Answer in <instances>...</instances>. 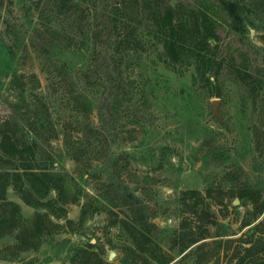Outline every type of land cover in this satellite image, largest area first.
<instances>
[{
  "label": "trees",
  "instance_id": "16d2710c",
  "mask_svg": "<svg viewBox=\"0 0 264 264\" xmlns=\"http://www.w3.org/2000/svg\"><path fill=\"white\" fill-rule=\"evenodd\" d=\"M49 1L56 16L68 21L80 33V42L87 52L82 80L86 87L97 89L95 104L88 96L89 91L82 95L70 93L85 116L96 108L98 125L85 123L81 131L90 132L88 136L101 145L105 142L108 151L100 168V177L102 174L105 177L101 178L95 194L89 196L66 171L56 169L41 142L49 141L41 136L52 130L46 103L39 98L25 102L24 75L13 69L9 83L16 87L19 96L10 103L8 114L4 118L0 115V242L4 238L12 240L0 245V264H45L52 260H59V264H115L105 259L103 247L97 243L74 244L67 237H56L73 230L67 207L78 204L81 198L84 201L80 206V221L106 208L104 202L110 207L124 208L126 215L118 219L115 213L109 222V225L121 226L129 239L120 258L122 264H152V260L168 264L172 259L154 241L156 223L148 221L152 213L121 177L118 155L110 150L116 128L128 112L142 115L138 109H130L133 94L124 83L123 71L131 56L146 50L149 41L160 47L157 56L166 67L192 66L193 87L207 98L220 97L226 81L235 83L239 98L249 105L254 148L264 153V0ZM5 2L0 0V7ZM249 28L261 32L262 45L250 40ZM55 33L53 27L44 24L30 36L29 44L44 60L55 62L65 49H81L82 46H63V38ZM17 40L14 36L10 44L4 43L5 53L11 59L15 57ZM60 68L66 72L68 63L61 60ZM28 129L38 135L29 137ZM63 145L72 159L80 160L82 150L78 141L65 136ZM9 187L25 205L35 209L31 216H25L20 204L6 196ZM182 193L191 197L189 208L204 222L208 212L199 205L198 192ZM237 193L250 204L240 227L254 223L252 229L258 235L252 238L243 232L238 238L241 245L233 248L229 262L264 264L259 256L264 255V194L254 183ZM261 215L260 221L255 222ZM184 226L181 221L180 227ZM205 232V229L197 233L175 232L172 240L181 253L205 238ZM223 235L227 234L217 233V236ZM195 251L196 262L207 264L209 256L204 247L198 246Z\"/></svg>",
  "mask_w": 264,
  "mask_h": 264
},
{
  "label": "rangeland",
  "instance_id": "374dc122",
  "mask_svg": "<svg viewBox=\"0 0 264 264\" xmlns=\"http://www.w3.org/2000/svg\"><path fill=\"white\" fill-rule=\"evenodd\" d=\"M44 24L53 27L55 34L63 38V46L83 48L65 49L58 62L44 60L29 44L34 29H42ZM77 33L68 21L56 16L49 0H7L0 7V115L4 118L10 103L19 96L16 87L9 83V73L16 69L26 82L25 102L39 98L46 103L52 130L41 136L49 138L48 142L39 139L56 169L66 171L85 193L93 196L101 185V178L105 177L103 174L100 177V168L108 148L105 142L101 145L100 141L88 136L90 132L81 131L85 123L98 125L96 108L85 116L70 93L82 95L89 91L93 104L98 95L96 88L86 87L82 80L88 56ZM260 33L249 28V38L256 45L263 44ZM14 36L18 40L17 47L14 46L15 57L11 59L4 45L10 44ZM151 44L148 41L146 50L131 56L123 71L124 83L133 94L130 109L136 108L142 115L128 112L116 128L110 150L118 155L121 177L135 189V194L152 213L148 221L158 219L154 241L172 259L168 264L200 263L196 262L198 246L204 247L209 256L207 264H231L229 256L233 248L241 245L239 236L243 232L252 238L258 235L252 229L254 223L240 227L250 204L237 192L254 183L264 194V153L256 151L253 145L249 105L239 98L238 86L226 81L218 97L219 116H216L211 106L215 97L207 98L193 87L194 68L166 67L157 56L160 47ZM61 60L68 63L66 72L60 68ZM36 131L38 133L39 129ZM37 133L28 129L27 134L36 137ZM65 136H71L81 146L79 161L67 154L63 145ZM185 190L198 192L199 205L208 212L207 217H203L204 222L189 208L193 200L183 195ZM6 196L20 204L25 216L35 211L10 187ZM83 201L81 198L78 204L68 205L67 216L73 220V230L56 237H67L74 244L97 243L103 247L105 259L122 264L120 258L129 239L121 226L109 225V222L115 218V213L118 219L126 215L122 211L124 208L110 207L104 202V210L95 211L80 221ZM261 218L262 215L255 222ZM181 221L184 228L180 227ZM200 229L206 230V237L180 253L172 234L197 233ZM218 231L227 235L217 236ZM11 240L4 238L0 245ZM111 252L113 256L109 260ZM259 256L264 259L263 254ZM59 263V260H52L45 264ZM152 264L160 263L152 260Z\"/></svg>",
  "mask_w": 264,
  "mask_h": 264
},
{
  "label": "water",
  "instance_id": "95a60500",
  "mask_svg": "<svg viewBox=\"0 0 264 264\" xmlns=\"http://www.w3.org/2000/svg\"><path fill=\"white\" fill-rule=\"evenodd\" d=\"M218 101H219V98L215 97L211 100V106H212V111L213 113L216 115V116H219V112H218ZM158 219L155 217L153 218V222L157 221ZM79 233H82V230L79 229L78 231ZM112 256H113V253L111 252L108 256V259L111 260L112 259Z\"/></svg>",
  "mask_w": 264,
  "mask_h": 264
}]
</instances>
